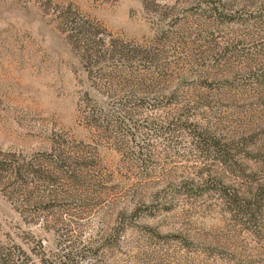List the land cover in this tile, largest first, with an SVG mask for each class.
<instances>
[{
	"label": "rangeland",
	"instance_id": "rangeland-1",
	"mask_svg": "<svg viewBox=\"0 0 264 264\" xmlns=\"http://www.w3.org/2000/svg\"><path fill=\"white\" fill-rule=\"evenodd\" d=\"M61 143L59 196L0 186L26 264H264V0H0V154Z\"/></svg>",
	"mask_w": 264,
	"mask_h": 264
},
{
	"label": "trees",
	"instance_id": "trees-1",
	"mask_svg": "<svg viewBox=\"0 0 264 264\" xmlns=\"http://www.w3.org/2000/svg\"><path fill=\"white\" fill-rule=\"evenodd\" d=\"M70 35L75 44L82 45L87 57L99 59L116 51V47H103V40L95 37L97 26L87 19L74 18ZM86 156L84 148L66 143L31 155L17 150L4 151L0 154V186L14 202H45V197L49 200L60 194L54 187H48L50 184L80 181ZM29 257L19 244L0 242V264H26Z\"/></svg>",
	"mask_w": 264,
	"mask_h": 264
}]
</instances>
